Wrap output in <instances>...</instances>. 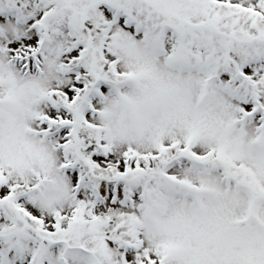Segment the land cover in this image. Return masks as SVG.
Returning a JSON list of instances; mask_svg holds the SVG:
<instances>
[{
  "label": "snow or ice",
  "instance_id": "1",
  "mask_svg": "<svg viewBox=\"0 0 264 264\" xmlns=\"http://www.w3.org/2000/svg\"><path fill=\"white\" fill-rule=\"evenodd\" d=\"M0 264H264V0H0Z\"/></svg>",
  "mask_w": 264,
  "mask_h": 264
}]
</instances>
